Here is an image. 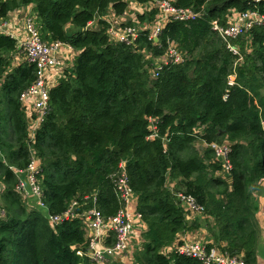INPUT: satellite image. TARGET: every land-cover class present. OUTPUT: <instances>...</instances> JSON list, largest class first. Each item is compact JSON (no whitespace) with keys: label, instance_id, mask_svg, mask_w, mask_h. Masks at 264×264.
<instances>
[{"label":"trees","instance_id":"trees-1","mask_svg":"<svg viewBox=\"0 0 264 264\" xmlns=\"http://www.w3.org/2000/svg\"><path fill=\"white\" fill-rule=\"evenodd\" d=\"M156 1L0 0V16L31 6L41 39L76 53L31 137L21 95L37 68L16 38L0 33V264H100L88 254L83 215L96 207L109 221L121 211L124 171L146 229L133 263L105 264H203L176 250L182 234L203 228L208 249L258 264L253 192L264 179V25L227 41L213 22L225 26L231 9L264 15V0H172L200 15L168 21L157 41L147 29L159 13ZM149 3L154 8L138 13L134 43L110 37L106 13L125 17L132 5ZM172 42L183 61L155 75ZM214 145L230 147L228 170ZM34 159L48 214L30 207L19 188L18 171ZM178 194L204 209L199 219L189 220ZM74 202L75 217L51 220ZM115 243L108 233L105 245Z\"/></svg>","mask_w":264,"mask_h":264},{"label":"built area","instance_id":"built-area-1","mask_svg":"<svg viewBox=\"0 0 264 264\" xmlns=\"http://www.w3.org/2000/svg\"><path fill=\"white\" fill-rule=\"evenodd\" d=\"M155 6L159 10L157 19L155 23L147 29L150 30V39L156 41L159 39L162 29L168 21L172 19L186 21L195 19L200 15V13L192 9H183L174 6L172 0H157ZM104 18H106L110 24L108 32L113 40L131 44L139 37L142 27L139 26L138 22L128 24L122 20L123 17H117L109 12L104 15ZM227 19V24L225 26L220 25L217 21L213 22V29L220 37L227 41L241 35H248L256 25H264V15L252 9H247L245 11L231 9ZM23 25L26 34L19 43V39L14 37L9 31L7 20L0 16V33H7L16 38L18 40V46L23 53V58L35 64L37 68V78L35 82L21 95V100L25 107L27 102L31 104L30 108L27 109L26 107V109L30 121V135L33 137L36 129L44 121L49 111L50 89L63 75L64 68L61 71V76L55 83L48 79L49 71L56 70L60 67L59 54L62 47L68 44L43 41L31 12L24 15ZM68 46L70 47V45ZM230 48L233 53L237 55L240 54L238 46H230ZM183 59V55L177 49L176 44L174 42L170 43L167 52L156 60L157 67L154 68V74L157 75V70L162 68L165 64L179 63L182 62ZM230 83H234L233 77H231ZM214 147L217 151L218 160H220L228 170L230 168L228 158L230 147L228 145H214ZM222 155H225L224 161ZM38 173L39 161L38 159H34L26 170L18 171L19 188L22 190L26 199L29 196H33L35 198L36 207L46 210L48 214V208L42 200V190L37 183ZM117 184L120 198L124 202V207L116 216L106 221L101 211L96 207L88 210L83 215L86 223L87 238L89 240L88 254L93 261L100 264H103L104 261L111 258L121 259L122 256H125L130 251L131 239L136 229L137 220H140V215L136 210L137 198L128 185L125 171L120 176ZM178 196L182 200L185 208L193 212L195 216H201L204 212L202 207L195 204L192 197L183 194H178ZM76 204L77 203L74 202L63 216L50 217L51 220L60 222L64 219L75 217L74 207ZM104 232L115 233L116 243L113 246H106L104 243L101 244L100 240ZM176 250L181 254L198 259L203 264H245L242 259L231 257L216 248L208 249L206 247V242L202 240L184 239L176 246ZM79 254L82 255L83 252L81 251Z\"/></svg>","mask_w":264,"mask_h":264},{"label":"crops","instance_id":"crops-1","mask_svg":"<svg viewBox=\"0 0 264 264\" xmlns=\"http://www.w3.org/2000/svg\"><path fill=\"white\" fill-rule=\"evenodd\" d=\"M24 12L25 13L32 12V7L31 6L22 7L16 10L15 12L11 13L9 17L6 19L8 22L9 31L13 34L14 37L19 39V43L20 40L23 39L26 34L23 25V18L25 15ZM130 13H131V9H129L126 16L129 15ZM74 55L75 52L73 51V48L71 46L69 47L68 45H64L59 54L60 67L56 70H50L48 79L55 83L57 79L61 76V71L63 70V68L69 65L73 61ZM27 103H26V107L28 109L30 108L31 104L29 102ZM253 199L255 200L258 206V209L256 211V220L260 230L259 241L257 246V260H258V264H264V179H262L259 182L258 186L254 190ZM27 203L30 207H34V206L36 207L35 198L33 196L27 197ZM199 217L200 216H195L194 214H191L189 215V220L199 219ZM145 229H146V225L141 220L138 219L136 224V229L131 239L130 251L125 256H122L121 259L118 258L119 260L125 261L126 263H133L134 252L140 248L142 242L141 233ZM107 236L108 233L104 232V235L100 240L101 244L104 243L105 245V239L107 238ZM184 239L202 240L204 242H208L211 240L209 234L204 228L201 230L182 234L180 236V240H184ZM166 251L169 250L167 249Z\"/></svg>","mask_w":264,"mask_h":264},{"label":"rangeland","instance_id":"rangeland-1","mask_svg":"<svg viewBox=\"0 0 264 264\" xmlns=\"http://www.w3.org/2000/svg\"><path fill=\"white\" fill-rule=\"evenodd\" d=\"M152 8H154V4L153 3H149V4H146V5H139V7H138V5L137 6L136 5H132L131 8H130L131 9V13L129 15L123 17L122 20L125 21V22H128V23L138 22V19H137L138 13H141V12L146 11V10H150ZM24 14H26V13L24 12ZM91 25H92V27H96L97 26L96 25V21H94ZM18 59H17V61H19ZM223 148H226V147H223ZM222 159L224 161L225 155H222ZM123 167H124V164H123ZM169 187H173V183H171L170 181H169ZM191 214H193V212L189 211V215H191ZM105 262L106 261H104L103 264H105Z\"/></svg>","mask_w":264,"mask_h":264}]
</instances>
